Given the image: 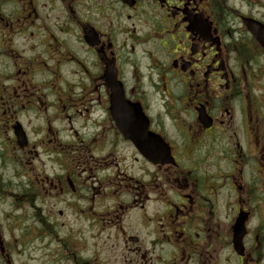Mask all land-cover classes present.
Returning a JSON list of instances; mask_svg holds the SVG:
<instances>
[{
	"label": "flooded vegetation",
	"instance_id": "flooded-vegetation-1",
	"mask_svg": "<svg viewBox=\"0 0 264 264\" xmlns=\"http://www.w3.org/2000/svg\"><path fill=\"white\" fill-rule=\"evenodd\" d=\"M249 20L264 0H0V264L34 242L42 264L54 243L98 264L61 236L59 204L151 264H264Z\"/></svg>",
	"mask_w": 264,
	"mask_h": 264
},
{
	"label": "rangeland",
	"instance_id": "rangeland-1",
	"mask_svg": "<svg viewBox=\"0 0 264 264\" xmlns=\"http://www.w3.org/2000/svg\"><path fill=\"white\" fill-rule=\"evenodd\" d=\"M2 206V205H1ZM1 210L7 212L10 208L2 206ZM59 210H66L62 204L57 205L54 208V213L63 229L61 230V236L66 237L65 234H69L71 232L73 238L78 246L80 252L83 257L86 259H90L98 264H151L149 261L156 260V256H148L144 258V254L142 253H123L120 251V248H115V241L113 238L112 232H102L96 230L90 231L88 229V225L86 227V233L83 235V231L81 233L82 227L85 225H80L75 222L74 217L69 215L65 211V215L63 217L58 216ZM129 221V225L139 226L138 225V213L136 211L130 212L129 217H127ZM80 233V234H79ZM144 241L141 245L142 250H144V244L146 242V238L143 232ZM38 245L37 242L31 243L26 250L20 254L17 252V256L15 257V264H42L41 254L35 251V247ZM51 262L54 264H72L71 261L66 259L63 255V251L58 248L57 243L52 244L50 248ZM234 263V260H232Z\"/></svg>",
	"mask_w": 264,
	"mask_h": 264
},
{
	"label": "water",
	"instance_id": "water-1",
	"mask_svg": "<svg viewBox=\"0 0 264 264\" xmlns=\"http://www.w3.org/2000/svg\"><path fill=\"white\" fill-rule=\"evenodd\" d=\"M247 25L249 26V30L251 31L253 36L256 38V40L264 47V26L251 23L250 20L247 21ZM241 242H242L241 236L236 234L234 237V244H235L236 250L238 251V254L241 253V250H240L242 247Z\"/></svg>",
	"mask_w": 264,
	"mask_h": 264
},
{
	"label": "trees",
	"instance_id": "trees-1",
	"mask_svg": "<svg viewBox=\"0 0 264 264\" xmlns=\"http://www.w3.org/2000/svg\"><path fill=\"white\" fill-rule=\"evenodd\" d=\"M252 44H254V43H252Z\"/></svg>",
	"mask_w": 264,
	"mask_h": 264
}]
</instances>
